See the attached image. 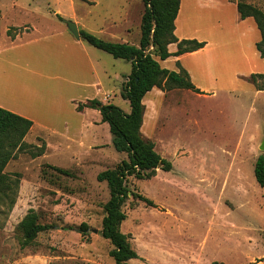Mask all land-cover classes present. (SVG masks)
<instances>
[{
  "label": "rangeland",
  "instance_id": "1",
  "mask_svg": "<svg viewBox=\"0 0 264 264\" xmlns=\"http://www.w3.org/2000/svg\"><path fill=\"white\" fill-rule=\"evenodd\" d=\"M71 1L78 14L93 11L96 26L110 23V11L122 24L125 19L133 31L123 40L141 37L143 0H0V81L16 90L7 94L9 102L31 107L36 119L56 129L35 125L25 140L36 146L45 142V154L33 157L30 149L21 151L5 168L21 178L12 209L0 205V264H115L110 254L114 246L101 233L110 191L97 175L128 155L115 149L109 124L97 109L80 115L67 97L58 103L57 88L61 95L80 94L79 86L40 75L60 72L69 80H93L78 48L65 51L57 45L52 50L35 40L63 26L66 18L60 20L55 11L71 10ZM83 1L99 2L89 6ZM210 1H246L264 10V0ZM123 6H133L129 20ZM191 12V25L216 27L211 40L219 44L214 69L220 79L200 76V87L206 90L201 93L155 87L146 94L143 134L173 168H158L150 179H129L131 189L155 206L138 196L127 199L121 229L140 258L125 264H264V189L255 176L256 160L264 154V90L250 80L251 73L264 72V58L252 44L254 35L245 25L237 26V8L231 3ZM8 27L11 36L29 32L18 50L4 51L10 44L4 36ZM84 43L100 74L106 69L111 75L108 92L102 90L99 99L130 110L120 91L132 64ZM86 89L88 95L96 92ZM31 92L38 96L33 99ZM31 209L52 227L24 245L19 223ZM83 225L87 232H82Z\"/></svg>",
  "mask_w": 264,
  "mask_h": 264
},
{
  "label": "trees",
  "instance_id": "2",
  "mask_svg": "<svg viewBox=\"0 0 264 264\" xmlns=\"http://www.w3.org/2000/svg\"><path fill=\"white\" fill-rule=\"evenodd\" d=\"M144 12L141 21V38L139 45L127 42H113L104 40L94 33L82 29L81 38L89 44L110 53L115 58L131 61L132 70L125 75L121 95L130 103V111H125L113 102H103L94 98L86 103L79 102L77 109L92 107L100 110L102 121L109 124L112 134V143L119 152H125L127 159H123L114 168H108L98 173L99 181L108 184L110 198L105 203V216L101 233L113 244L110 251L115 264H125L134 258H140L138 251L133 247L130 235L121 229L122 223L127 218L124 205L130 195L138 196L149 205L155 206L152 199L138 194L129 186V179H150L156 175L160 166L165 171L173 168L172 161L164 158L157 150L156 143L144 136L142 126L146 105L144 97L154 87L163 91L175 88L190 89L201 93L190 78L186 69L180 67L179 71L163 67L160 60H165L171 55H180L185 52L198 50L206 45V41L198 39L180 40L176 33V18L180 9L181 0H143ZM237 9L241 19L253 17L260 31L261 38L256 46L260 56L264 58V10L250 2L238 1ZM60 20L63 17L58 14ZM11 34V29H8ZM177 42L175 52L169 50L171 43ZM264 72H253L250 75L252 83L260 90H264ZM34 122L30 118L15 113L0 106V205L12 209L16 202V194L20 184L21 174L7 173L5 168L8 162L24 150H31L33 157H38L46 152L47 144L40 146L28 143L26 135L31 130ZM62 173H68L64 168L53 166ZM255 176L264 189V154H260L255 163ZM2 211L0 210V213ZM52 226L39 221L37 211L31 209L19 223L23 233V244L32 243L40 232ZM87 225L82 226V232H87ZM264 234V233H263ZM211 264H227L214 260ZM246 264V263H239Z\"/></svg>",
  "mask_w": 264,
  "mask_h": 264
},
{
  "label": "crops",
  "instance_id": "3",
  "mask_svg": "<svg viewBox=\"0 0 264 264\" xmlns=\"http://www.w3.org/2000/svg\"><path fill=\"white\" fill-rule=\"evenodd\" d=\"M71 2H72L71 10L64 9V8H58L55 11V14L57 16L59 14L63 18H66V19L74 20L78 25L82 26V29L90 31L94 34L107 35L106 37H108L111 41H115L114 39H116V41H123V42L131 43V44L139 45L140 40H138L136 42L123 40L124 39L123 35H130L133 31V27L129 22H127V21L125 22V19L123 20L124 24H122V20L121 21L119 19L115 20L116 17L113 15V11L109 12L110 13V19H111L110 23L106 22L105 24H99L98 26H96L93 11L87 10V12L85 14H78V12L76 10V6H75V4H76L75 1H71ZM98 2L99 1H83V3L88 4L89 6L90 5L96 6L98 4ZM226 2L231 3L235 9L237 8V2L238 1H226ZM226 2L225 1H210V0H198V1L181 0L178 16H177L176 21H175V24H176L175 33H176L177 37L180 40H182V39H198L200 41H206V45L204 47L198 49V50L185 52V53H182L180 55H171L169 58H167L165 60H160V63L163 67L166 66V68H168L170 70H176V71L180 70V67L178 65V62H179L181 67L186 69L188 71V73L190 74V78H191L192 82L194 83V85L197 88H199L201 91H206V90H203V88L200 87L201 86L199 83L200 76L206 75L211 80H213V82H217L220 79L218 74L216 73V71L214 69V64L219 60V58H218L219 56L217 57L214 52H215V50H217L219 44H217L216 42L211 40V37L213 36L214 30H216V27L215 28L210 27V28L204 30V29L198 27V25L197 26L191 25L189 23L190 12L195 11L197 13L198 11H205V10L211 11L215 7H222L223 5L226 6L228 4ZM129 5H132V4H129ZM132 7L133 6H123V10H125V8H127V11H125V16H126L125 18L128 20H129V17L131 15ZM117 11H118V9H117ZM237 16H238L237 18H238V22H239L237 24V26L245 25V31L247 33L251 32L254 35L255 39L251 40V41H252V44L255 43V46H256L257 42L261 38V34L257 33L258 27L256 29L255 25L257 26V24H256L254 18L253 17H247L245 19H241L240 14L238 12V9H237ZM140 17H141V21H142L141 11H140ZM8 29H9V27L6 29V31ZM28 34H29V32H24V35H21V33H17L15 35L11 36V35L5 33V35H4L5 39L10 44H8L7 48L4 49V51L18 50L23 45L22 41L25 40V38L23 36L28 35ZM35 40L37 43L42 44V46L47 43V45H49L52 50H54L57 45L60 46L61 49L65 50V51L71 47L78 48V50L82 53V59L85 61L88 70L91 71V73H92L93 80H91V79H88V80L87 79H80V78H72L71 80H69L64 74H62L60 72H55V73L41 72L40 75L46 79H60L61 81L69 82L72 85L79 86L80 94H67V95H64V94L61 95V93L59 91L60 87L58 86L59 89L58 88L56 89L57 90V93H56L57 97L59 95L58 103L61 99L65 100L67 97L68 101L73 105V107L77 110V112L80 113V115L83 113H86L87 111H89L91 109H96V108H92V107H85L83 110L79 111L77 109V104H78L77 102L86 103L89 100L94 99V98L99 99L100 95L102 93V90H106V92H108L107 91V85L111 84V75L107 72L106 69H104L102 72L103 76L100 74V72L98 71V69L94 65L93 60L89 54L90 53L89 47H87L84 43L86 41L83 40L82 38L77 39L73 35V33L68 29L66 23H64L63 26H60L58 29H56V30H54L48 34L38 36ZM240 40H241V38H240ZM177 49H178V43L177 42L171 43L169 45V50L171 52H175V51H177ZM256 49H257V46H256ZM257 51H258V49H257ZM258 53H259V51H258ZM58 60H59V58L57 59V61ZM220 60H221V58H220ZM79 62H81V60H79ZM129 62L131 63V61H129ZM78 64H80V65L77 66V69L81 67V63H78ZM129 73H126V75H128ZM106 83H108V84H106ZM85 88H94V90L96 92L88 95L87 94L88 90L87 89L85 90ZM109 91H113V89H110ZM151 91H149V92H151ZM191 91H193V90H191ZM13 92H16V90L12 86L8 85L7 83L0 81V106L33 120L34 124H33L32 128L29 132H31L33 130L35 125H38V126L42 125L43 127L47 128L49 130H52V131L56 130L53 123H50L48 121L43 122V121L36 119L35 116L31 112V107L21 106L20 104H17V103L16 104L10 103L9 99L7 97L8 96L7 94L13 93ZM106 92H105V94H106ZM31 93H32L31 97L34 96L33 99L38 96L37 93H33V92H31ZM102 100H104V98ZM37 101H39L41 103L39 98L37 99ZM144 103H145V101H144ZM97 110L100 112L99 109H97ZM128 111H130V110H128ZM146 116H147V113H145V115H144V123H145ZM101 120H102V116H101ZM144 123H143V126H144ZM65 124H66V122H65ZM143 126H142V131H143ZM47 147H48V145H47ZM134 259H137V258H134ZM131 260H133V259H131ZM260 260H262V259H260ZM246 264H248V263H246Z\"/></svg>",
  "mask_w": 264,
  "mask_h": 264
},
{
  "label": "water",
  "instance_id": "4",
  "mask_svg": "<svg viewBox=\"0 0 264 264\" xmlns=\"http://www.w3.org/2000/svg\"><path fill=\"white\" fill-rule=\"evenodd\" d=\"M63 21L66 23L68 29L73 33V35L77 39H81L80 31L82 30V26L78 25L74 20L64 19ZM261 148L264 149V142L262 143ZM160 166L158 168H160Z\"/></svg>",
  "mask_w": 264,
  "mask_h": 264
}]
</instances>
